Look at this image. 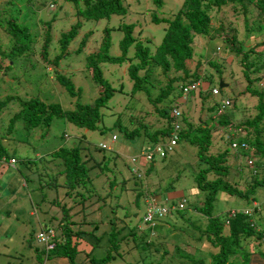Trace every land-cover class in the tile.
Instances as JSON below:
<instances>
[{
	"label": "trees",
	"instance_id": "trees-1",
	"mask_svg": "<svg viewBox=\"0 0 264 264\" xmlns=\"http://www.w3.org/2000/svg\"><path fill=\"white\" fill-rule=\"evenodd\" d=\"M48 1L54 4V0H0V28L3 31V39H0V85H5L4 89L0 86V113L12 112L9 116L6 133H10L15 124H18L20 130L23 129L26 133L48 128L55 118H62L85 131L101 133L104 128L103 122L108 119L109 124L107 125L110 126L112 132L110 135H115L116 140L117 137H120L129 144L145 140L144 144L146 145H142L141 149H151L155 144L163 143L170 137L174 131V124H179L178 127L180 124H184L185 128L176 132V143L182 141L194 152L195 167L189 166L188 168V174L196 190L192 191L195 205L191 210L206 220L203 228L192 223L188 224V227L194 232L196 231L198 235V245H195V251L201 252V247L208 248L203 254L208 256L209 264H264V253L253 254L244 249L249 243L260 242L264 233V207L259 203L261 199H264V140L262 138L264 134V90L255 85L256 81L264 79V74H261L264 70V41H257L249 48L242 46L243 43L249 41V36L256 39L257 31L264 35V0H182L176 7L177 9L169 12L167 17L165 15L166 18L157 16L155 12L149 14L151 24L161 23L164 25L162 37L155 46H151L150 40L147 38L144 41L139 40V33L133 35L134 26L132 24L116 26V29L122 34L116 46L118 55L109 53L110 29L103 26L100 46L96 51L87 53L83 57L85 69L82 75H86L88 77L86 80L92 84L89 87L91 91L87 90L84 96L95 91L94 96L89 97V100L86 101L81 100V88L76 87L65 74L56 72L55 67L65 54H63V50L75 37L77 30L84 26V22L108 21L111 16L123 15L125 10L121 6L120 0H64L76 11L75 15L79 19L70 26L67 32L59 33L57 43L60 54L53 56L51 62L46 61L50 41V25L54 20L53 17L58 14V10L52 13L50 21H41L45 30L40 52L43 62L51 65L54 72L53 80H48L50 81L48 89L55 90V93L64 91L68 99H74L69 110H62L56 101L49 102L40 99L34 89L32 91L30 86L27 88V84H22V81L25 80L32 87L37 85V79H32L29 71L33 68L29 61L33 59L31 47H33L36 37L32 31L35 29V24L40 19L42 20V7ZM151 3L157 10L164 5L163 0H151ZM251 10H254L257 15L253 21L256 22L255 31L250 30L247 26V16L251 14ZM226 12L231 17H237V15L242 17L241 35L242 39H245L243 41L241 39L240 44L234 26L220 22L221 19L224 20L220 17L227 14ZM162 14L167 13L162 12ZM63 15L64 13L60 17ZM215 15L217 16L216 24H212L211 19ZM96 26L98 25H92V27ZM261 34L259 35L261 36ZM91 35V30L83 35L78 49L70 55L71 59L77 58L76 53H79L78 51ZM218 36L221 38L223 51H227V54L234 57L238 63L241 80L233 82L232 85L235 86V83L236 85L244 84L243 90L233 94L231 99L227 97L220 100L211 98L218 95V89L226 87L223 84L225 82L222 81L224 80L222 79V67L219 65L218 59L202 58V54L195 55L194 48L196 46L194 44L198 39H207L208 46L214 47L211 49L214 52L216 46L212 40L215 41ZM261 37L259 40H264ZM65 56V60L70 58L68 54ZM39 65L45 71V67L40 63ZM102 65L125 67L123 75L130 82L129 89L123 90L120 81L117 84L113 82V87L110 78L103 77V70L100 67ZM191 65H193L192 68ZM20 67H22L21 72ZM204 69H212V72H203ZM259 74L261 75L257 76ZM2 76H5L7 80H3ZM214 76L220 80L219 83L221 82L223 86L217 88L216 94L211 96L210 91L213 88L208 89V83L213 80ZM193 83H197V87L186 95H193L196 92L199 106H207L200 112V118L195 126L190 124L186 119L185 112H180L179 106L175 104L184 96L182 89L189 88ZM19 84L23 85L22 95L18 93L19 90L16 92ZM115 94L123 95L124 103L114 102ZM243 94H247L252 99L255 98L256 114L250 119L246 118L242 122L238 120L232 123L234 116L231 114L236 111L232 109H241L237 102L239 101L238 95ZM125 95H127V99ZM224 101H227V106L222 113L218 114V107ZM146 103L148 107L143 108L142 105L144 106ZM120 104L122 107L119 113L105 115V111L109 112ZM173 109L178 112V120L172 114ZM238 115H241V112L237 113ZM147 117H152L156 121L160 120L161 127L149 131L150 125L145 121ZM213 127H219V130L222 131L227 129L229 135L225 139L222 151L216 154L209 152ZM114 132L116 134H113ZM233 142L237 144L235 150L230 148V144ZM3 144L4 142L0 143V162L1 160L14 159ZM241 145L243 146L241 147ZM97 151H102V149L98 147L91 150L87 147L83 149L75 144L68 148L59 147L49 154L51 160L48 163H50V168H55V170L47 175L49 178L43 188L47 190L45 195L53 194L48 203L59 207L50 220L53 221L56 232L50 250H47L43 245L36 244L38 248L36 247V251L34 250L35 260L60 258L66 264H81L83 262L105 264L112 257L110 252L99 259L90 257L88 253H82V249L87 251L83 247L84 241L81 240L83 235H80L84 233L77 228V225L80 226L81 223H84V219H78V217L91 215L89 220H93L92 215L99 212L101 207H105L107 199L108 202L111 199L108 198L110 190H112L111 185L108 186V192L104 197L97 193H91L94 188L93 178L102 175L103 170L109 171L107 165L110 162L113 165L115 163L120 165L123 162L117 153L113 152L112 156L105 158L101 153L97 154ZM171 151L158 158L161 163L165 164L164 169H168L167 166L172 161V158L168 156ZM228 154L234 160H237V156L238 158L246 157L250 159L251 165L255 161L254 167L247 165L246 162L241 167L243 186L238 182L239 187L228 180ZM153 161L154 159L147 163L150 166L145 169V174L153 171ZM177 166L178 163L172 165L173 168ZM168 170L170 171V168ZM173 172L176 177L171 181L167 180L169 185L160 190V193L165 195L167 212L176 214L177 218H182V210L177 208V202L171 201L170 197L174 192V183L180 174L178 168ZM113 180L116 182V178ZM132 180L137 190V193L134 194L133 206L137 207L136 200L139 190L142 191L143 183L140 177L134 175H132ZM120 182L124 184L125 180L121 179ZM58 189L60 192H57ZM100 190L103 191L102 186H100ZM41 191L40 194L44 195ZM154 192L156 191L150 193ZM217 193L241 201L243 203L242 210L236 208L221 217L213 215L212 210ZM182 199H184L183 196ZM253 202L256 204L253 205ZM171 207L173 209H169ZM102 211L98 213L100 218H107L108 213H102ZM112 216L108 219L112 220ZM97 222L100 221L94 223ZM118 222L119 226H116ZM122 223L124 222L120 219L114 225L110 224L109 228L114 229L108 235V242H111L110 249L111 246L118 249L119 241L127 234L122 233V230L126 228ZM73 227L74 232L71 233L70 230ZM78 235H80L79 240L77 239ZM77 241L80 242L79 245ZM201 244L202 246H200ZM174 251L181 250L175 247ZM80 254L84 255L82 260L77 258ZM203 259L188 258L186 264H204Z\"/></svg>",
	"mask_w": 264,
	"mask_h": 264
},
{
	"label": "rangeland",
	"instance_id": "rangeland-1",
	"mask_svg": "<svg viewBox=\"0 0 264 264\" xmlns=\"http://www.w3.org/2000/svg\"><path fill=\"white\" fill-rule=\"evenodd\" d=\"M181 1L182 0H163V7L157 10L151 3V0H120L125 13L121 16H111L108 21H97L95 22L96 24L94 22H84L86 28H83V26L77 30L75 37L63 50V54H68V56L72 55L78 49L80 41L87 31L91 30L92 35L86 39L85 44L81 47L80 51H78L79 53H76L77 58L71 59L70 56V58L65 60L66 56L64 54L61 57V61L59 59L55 71L65 74L73 81L76 87L81 88V100H89L88 98L93 97L95 91L84 96V93L86 94L87 90L91 91L89 87H91L92 84L90 81L86 80L88 79L86 75H82V72L85 69L83 57L87 53L96 51L100 46L102 27L105 26L110 29L109 36L111 39V46L109 53L111 55L119 54L116 46L117 42L121 39L122 34L116 29V26L122 24H132L134 26L133 35L139 33V40L144 41V39L147 38L150 40L151 46H155L159 43L160 38L162 37L164 25L161 23L157 25L151 24L149 14L155 12L157 16L165 17L166 15L167 17L169 12L177 9L176 7L180 5ZM49 2L50 1L42 7V20L40 19L35 24V29L32 31V34H35L36 37L35 43L33 47H31L33 59L29 61L33 65V68L29 71L32 79H37V85L32 87L31 84L25 80L22 81V84H27V88L30 86L32 91L34 89L38 93L37 97L40 99L42 98L49 102L56 101L62 110H69V108L72 107L74 99H68L64 91L61 93H55V90L48 89V83H50L48 80H53L54 72L52 66L46 64L45 61L43 62L42 60L40 49L44 42L43 32L45 28L40 22L50 21L52 13L58 10V14L53 17L54 20L50 25V41L47 49L48 60L46 59V61L51 62L53 56L60 54V48L57 43L59 33L67 32L70 26H72L79 18L75 15L76 11L64 0H54V4ZM162 12L167 14H162ZM63 13L64 15L60 17ZM226 13L227 14L220 17L224 18V20L221 19L220 22L222 24H230L234 26L240 44L243 27L242 17L241 15L231 17L228 12ZM250 13L251 14L247 16V26L250 30L255 31L256 22L253 21L257 18V15L254 10H251ZM215 19H217L216 15L211 19L212 24H216ZM92 25L98 26L92 27ZM2 32L3 31L0 28L1 40L3 39ZM258 33L261 34L257 31L255 33L258 35L256 39L253 36H249V41L243 43L242 46L249 48V46L257 41H264L259 40V37L264 35L261 34L260 36ZM261 38L264 39V37ZM220 39L221 38L218 36L215 38V41L212 40V43H215L216 46V51L214 52L211 51L214 47L211 45L208 46L207 39H198L194 44V46H196L194 48L196 52L195 55L202 54V58L218 59L217 61L222 67V79H224L222 81L225 82L223 84H225L226 87L221 90L218 89V95L211 97L215 100H220L224 97L231 99L233 98V94L242 91L244 87V84L242 83H240V85H236V83L235 86L232 85L233 82L241 80L240 70L235 58L227 54V51H223ZM244 39H242V41ZM39 63L45 67V71L40 68ZM25 65H27V63H25ZM192 66L193 65H191V68ZM100 67L101 70H103V77L110 78L109 80L113 87V82L117 84L118 81H120L123 90L129 89L131 86L130 82L123 75L125 73V67L107 65H102ZM19 70L21 72L22 67H20ZM203 72H212V69H204ZM261 74H264V70ZM261 74L257 76H260ZM2 78L5 81L7 80L5 76H2ZM219 81L220 80L214 76L213 80L208 83V89L215 88L217 90ZM22 84H19L16 88V92L19 90V94L23 93L21 91V88L23 87ZM255 85L257 88L264 90V79H259L255 82ZM0 86L3 89L5 88L4 84H1ZM125 97L127 99V95H125ZM114 98V102L124 103L123 95L119 96L115 94ZM184 99L187 100L185 101ZM238 100L237 103L241 106V109H232L236 110L231 114L234 116V122L232 121V123H235L238 120H241L242 122L244 119H250L256 114L254 108L256 103L255 98L252 99L247 94H243L238 95ZM175 104L179 106L178 108L180 112H185L186 119L192 124V126L196 125L197 120L200 118V112L207 107L206 105L199 106V99L196 96V92H194L193 95L189 94L183 96V98L177 100ZM121 107L122 104L118 106L116 105L109 112L105 111L104 113L106 116L109 114L115 115L119 113ZM142 107H148L147 103L144 104V106L142 105ZM12 109L14 110V107H12ZM240 112L241 115L237 116V113ZM11 113L12 112L0 113V143L4 142L3 146L13 155L15 160V163L12 165L9 164L8 160H1L0 162V264H63L60 259H45L42 261L34 259L35 249L36 247L38 248L35 241L36 234L39 231L52 230L54 241L56 232L54 230V223L50 220L59 207L52 206L48 203L49 198L52 197L53 194L50 195L47 193L48 195H45L47 190L43 188L44 183L47 181V178H49L47 175H50L51 171L54 172L55 170V168H50V163H48V161L51 160L49 159V154L59 147L68 148L75 144H78L79 147H82L83 149H86L87 147L91 150L92 148L97 147L100 143L108 145L111 151H97V154L101 153L105 158H108L109 156H112L114 152L117 153L123 162L120 165H117L116 163L113 165V163L110 162L107 165L109 171L103 170V174L97 176L99 177L98 179L97 177H94L92 180L94 188L91 190V193H97L104 197L106 192H108V186L111 185L112 190H110L111 193L108 196V198L111 199L109 202L107 199L105 207H101L99 211L101 212L103 210L102 213L107 212V218H100V215L98 214L99 212L92 215L93 220H89L91 215H85V217L81 215V217H78V219H84L83 224L81 223L80 226L77 225L79 231L85 234H80L83 235V237H81V240L84 241L83 247L87 250L84 251L81 248L82 253H88L90 257L99 259L104 257L107 252H110L109 254L112 257L105 264H186L188 258H193V260L204 258V264H209L208 256L203 254L208 248L205 249L204 247H201V252L195 251V245H198V235L196 231L194 232V230H191L188 227V224L192 223L197 227L203 228L206 223L204 218L196 215L191 210L192 206L195 205V198L192 196V191L195 192L196 190L194 189V184L188 174L189 166L195 167L194 152L190 146H185L186 144L184 145L182 141L175 144L171 151L172 154H168L169 158H172L171 163L167 166L168 169L170 168V171L164 169L165 164L161 163L160 160L156 158V155H154L155 159L152 163L153 171L149 173L146 172L145 174V169L147 166H150V164H147L150 161H146L142 157L144 150L140 151L141 146L146 145L144 144L145 140H139L133 144H129L122 138L117 137L115 142L110 143V134L112 132L110 126L107 125L109 124L108 119L104 120V128L101 133H99V131H85L62 118L53 119L48 128H41V130H35L28 133L23 129L20 130L18 124H15L13 130L10 133H6L5 130L8 127V120ZM145 121L150 125L149 131L160 128L162 125L160 120H153L152 117L145 118ZM181 128H185V125L180 124V127L177 128L178 131ZM211 132L212 144L209 148V152L216 154L217 152L222 151L225 145V139H227L229 135L227 129L222 131L219 130V127H213ZM113 134L116 133L114 132ZM262 138L264 140V134L262 135ZM164 142L166 144L167 140ZM133 158H135V168L127 160ZM247 160L248 158L246 157L238 158V156L237 160H234L230 154L227 155V164H229L228 180L237 186H239L238 182L243 186L241 167H243L242 165H245ZM253 162L255 163V161ZM177 163L178 166L176 168L179 169L180 174L178 175V180L174 183V193H179L174 196V198L176 197L175 199H173V193L171 195V201H175L176 203L182 199V196L184 197L185 204L183 208L180 209L182 210V218H177L176 214L167 212L160 220L156 221L158 223L155 222L154 225L150 227L149 224L142 222V217L147 208L146 203L149 199H154L157 202L167 204L165 195L161 194L160 190H163L169 185L167 180L171 181L172 178L176 177V174L173 172L176 168H173L172 165ZM132 175L140 177L143 183L142 191L139 190L138 192L139 195L136 200L137 207L133 206L134 194L137 193V190L133 184ZM113 178H116V182ZM121 179L125 180L124 184L123 182H120ZM100 186L103 187V191L100 190ZM52 190L54 191V189ZM40 191L44 193V195L40 194ZM152 191L156 192L150 193ZM57 192H60V190L58 189ZM216 198L212 210L213 215L221 217L228 211H232L236 208L242 210L243 208V203L241 201L232 197H227L222 193H217ZM112 199L113 202H111ZM259 203L264 207V199H261ZM252 204L255 205L256 203L253 202ZM84 211L86 210L84 209ZM111 215H113L112 220L108 219ZM120 219L123 220L124 223L122 224L126 227L122 230V233L125 232V234H127L125 235V238L119 241L118 249L113 246H111L110 249L111 242H108V235L110 232H113L114 229L109 227L110 224L114 225V223ZM87 221H89V223H86ZM95 221L100 222L94 223ZM118 224L119 222L116 226H119ZM94 226H96V228H93ZM73 230L74 227L70 230L71 233L74 232ZM80 235H78V240L80 239ZM117 237H119L118 234ZM72 238L73 236L71 239ZM77 242L79 245L80 242ZM200 246H202V244ZM175 247L179 248L184 253L181 251L175 252ZM244 249L247 252L251 251L253 254L256 252L264 253V241L261 240L258 243H249ZM183 256H186L187 258ZM83 257L84 255L80 254L77 258L82 260ZM81 264H87V262Z\"/></svg>",
	"mask_w": 264,
	"mask_h": 264
},
{
	"label": "built area",
	"instance_id": "built-area-1",
	"mask_svg": "<svg viewBox=\"0 0 264 264\" xmlns=\"http://www.w3.org/2000/svg\"><path fill=\"white\" fill-rule=\"evenodd\" d=\"M197 87V83H193L191 84V86L189 88L185 87L182 89L183 95L185 96L187 93H189L190 91L194 90ZM211 95L216 94L217 90L216 89H212L211 91ZM227 106V101H224L222 104L219 105L217 113L220 114L225 110V107ZM172 114L173 116L177 119L178 118V112L176 109L172 110ZM173 132L171 133L170 137L167 139V142L165 144L161 143V144H156L155 146H153L151 149H147L144 150V152L142 153V157L146 160V161H150L154 155H156L157 157H163L165 154H167L168 152H170L173 147L176 144V137H177V131H178V126L179 124H174L173 125ZM177 129V130H176ZM115 137L111 136L110 141H114ZM99 148H105L107 149V147H105V145L103 144H99L98 145ZM243 145H241L242 147ZM230 148L232 150H235L237 148V144L236 143H232L230 144ZM130 162L133 163L134 159H130ZM10 164L14 163L13 159L9 160ZM247 165L251 166V161L250 159H248L246 161ZM146 211L144 213V216L142 218V222L143 223H147L149 224L150 227H152L154 225V221L159 220L163 217V215L167 212L168 207H166V205H161L159 202H157L154 199H149V201L146 203ZM184 206V200H180L177 203V208L180 210L182 209ZM169 209H173V207L169 208ZM262 240L264 241V233L262 234ZM35 241L37 244L39 245H43L47 250H50L53 246V232L52 230H43V231H39L36 236H35Z\"/></svg>",
	"mask_w": 264,
	"mask_h": 264
},
{
	"label": "clouds",
	"instance_id": "clouds-1",
	"mask_svg": "<svg viewBox=\"0 0 264 264\" xmlns=\"http://www.w3.org/2000/svg\"><path fill=\"white\" fill-rule=\"evenodd\" d=\"M213 89H215V88H213ZM178 117H179V116H178ZM177 120H178V118H177ZM178 123H179V122H178ZM111 136H114V137H115V135H111ZM111 136H110V138H111ZM109 141H110V140H109ZM115 141H116V137H115V140L112 141V142L110 141V143H113V142H115ZM100 144H103V145H105V147H107V149H105V148H100V149H102V150H110V147H109L108 145H106V144H104V143H100ZM98 145H99V144H98ZM98 145H97V147L99 148ZM155 145H156V144H155ZM155 145H154V146H155ZM141 150H147V149H141ZM141 150H140V151H141ZM156 158L158 159L159 157L156 156ZM133 159H134V162H135V158H133ZM152 159H155L154 156H153ZM152 159H151V160H152ZM9 160H10V159H9ZM9 160H8V162H9ZM13 160H14V159H13ZM127 160L129 161V163H130L131 165L134 166V168L136 167L135 164H134V162L131 163L129 159H127ZM151 160H150V161H151ZM14 163H15V160H14ZM14 163H13V164H14ZM9 164H10V163H9ZM11 165H12V164H11ZM252 166H253V165H252ZM180 200H184V199H180ZM180 200H179V201H180ZM179 201H177V203H178ZM159 203H160V202H159ZM160 204H161V205H164L163 203H160ZM184 204H185V201H184ZM165 205H166V207H167V204H166V203H165ZM143 216H144V215H143ZM142 218H143V217H142ZM157 221H158V220H157ZM37 245H39V244H37Z\"/></svg>",
	"mask_w": 264,
	"mask_h": 264
},
{
	"label": "crops",
	"instance_id": "crops-1",
	"mask_svg": "<svg viewBox=\"0 0 264 264\" xmlns=\"http://www.w3.org/2000/svg\"><path fill=\"white\" fill-rule=\"evenodd\" d=\"M173 193H174V192H173ZM173 193H172V194H173ZM178 193H179V192L174 193L173 195L171 194V195L173 196V199L176 198V197L174 198V196H175L176 194H178ZM171 195H170V197H171ZM180 195H181V194H180ZM180 195H179V196H180ZM171 198H172V197H171ZM53 259H60V258H53ZM60 260L63 262V264H66V263L64 262V260H62V259H60Z\"/></svg>",
	"mask_w": 264,
	"mask_h": 264
},
{
	"label": "water",
	"instance_id": "water-1",
	"mask_svg": "<svg viewBox=\"0 0 264 264\" xmlns=\"http://www.w3.org/2000/svg\"><path fill=\"white\" fill-rule=\"evenodd\" d=\"M223 86V84L220 82L219 84H218V88H220V87H222Z\"/></svg>",
	"mask_w": 264,
	"mask_h": 264
}]
</instances>
